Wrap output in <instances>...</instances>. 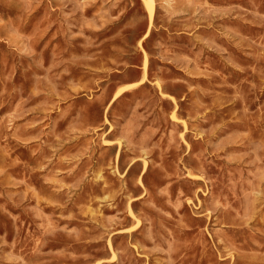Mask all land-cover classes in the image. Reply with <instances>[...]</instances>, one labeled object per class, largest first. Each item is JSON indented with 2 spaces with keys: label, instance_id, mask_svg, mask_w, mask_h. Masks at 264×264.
<instances>
[{
  "label": "rangeland",
  "instance_id": "374dc122",
  "mask_svg": "<svg viewBox=\"0 0 264 264\" xmlns=\"http://www.w3.org/2000/svg\"><path fill=\"white\" fill-rule=\"evenodd\" d=\"M0 264H264V0H0Z\"/></svg>",
  "mask_w": 264,
  "mask_h": 264
}]
</instances>
